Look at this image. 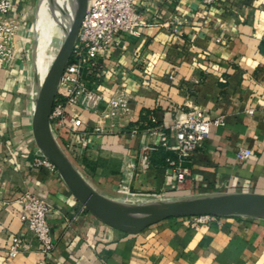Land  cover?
Here are the masks:
<instances>
[{"label": "crops", "instance_id": "obj_1", "mask_svg": "<svg viewBox=\"0 0 264 264\" xmlns=\"http://www.w3.org/2000/svg\"><path fill=\"white\" fill-rule=\"evenodd\" d=\"M24 1L19 8L31 0ZM143 10L148 25L135 37L118 36L110 59L89 77L106 94L129 93L139 132L83 113V130L92 132L100 121L112 131L91 134L77 172L95 193L122 204L136 195L173 202L264 195V0H219L212 7L201 0H152ZM171 15L181 25L161 27ZM28 17L21 59L0 75V264H38L42 258L16 203L26 192L55 208L48 217L53 264H264V219L217 216L195 228L190 217H175L129 234L83 210L57 169L35 166L44 155L34 133L38 79ZM179 108L226 119L186 162L159 140L160 133L170 137ZM242 148L253 152L245 162L236 157ZM179 169L190 173L180 187ZM73 211L79 212L76 220ZM15 235L26 238V247L11 260L6 247Z\"/></svg>", "mask_w": 264, "mask_h": 264}, {"label": "built area", "instance_id": "obj_2", "mask_svg": "<svg viewBox=\"0 0 264 264\" xmlns=\"http://www.w3.org/2000/svg\"><path fill=\"white\" fill-rule=\"evenodd\" d=\"M19 8L24 0H0V75L21 59L20 40L25 39L27 31L26 14H30L32 2ZM152 0H87L85 16L79 28L70 58L60 80L57 99L51 114V132L61 149L68 153L67 158L76 167L89 152L92 133L111 132L100 121L92 131L83 130V113L99 114L118 123L121 128L129 129L130 134L139 132V121L130 109L131 96L126 90L118 89L106 94L91 86L89 77L102 67V62L110 59L117 37H135L142 27L148 25L143 8ZM166 2L169 0H158ZM181 1V0H175ZM207 7L216 5L219 0H201ZM39 5V4H38ZM176 16H169L161 27L170 28L181 25ZM34 99V103L36 105ZM102 107H105L104 109ZM254 113L249 111V115ZM226 125L225 117H211L195 110L188 113L179 108L174 113V121L169 128L170 137L160 133L159 140L164 149L176 153L182 162L189 161L198 147L209 138L213 127ZM253 156L248 148L240 149L236 157L245 162ZM35 166L56 167L45 157L37 159ZM190 176L189 170L179 169L177 185L180 187ZM16 203L21 206V220L27 222L29 230L38 241L42 258L38 264H53L54 242L48 217L55 208L46 200L26 192ZM83 210L86 208L83 206ZM76 220L79 212H72ZM217 216L200 215L190 217L191 226L209 224ZM26 247V238L15 235L10 239L6 252L11 260L17 259Z\"/></svg>", "mask_w": 264, "mask_h": 264}, {"label": "water", "instance_id": "obj_3", "mask_svg": "<svg viewBox=\"0 0 264 264\" xmlns=\"http://www.w3.org/2000/svg\"><path fill=\"white\" fill-rule=\"evenodd\" d=\"M87 0H78L77 11L70 32L54 59L48 72L34 113V133L38 147L58 170L75 198L103 223L119 231L136 234L161 221L175 217L200 215L231 216L243 215L264 217V195L235 194L213 198H200L166 203L161 209L145 212L134 217L132 211H124L110 200L95 193L82 179L55 141L51 132V114L57 99L60 80L70 58L79 28L85 16Z\"/></svg>", "mask_w": 264, "mask_h": 264}, {"label": "bare ground", "instance_id": "obj_4", "mask_svg": "<svg viewBox=\"0 0 264 264\" xmlns=\"http://www.w3.org/2000/svg\"><path fill=\"white\" fill-rule=\"evenodd\" d=\"M41 3V4H40ZM40 7L38 5L37 12H36V25L35 29H40L41 32L37 31L36 37V51L34 55V61L37 67V72L39 70V59L40 52L38 51L37 41L40 40L39 33H43L45 36V40L42 44V50L44 48H49V45L52 41V36L54 34V30H58L61 28H56L57 25L63 24L66 35L70 32L74 18L77 11V4L78 0H40ZM70 4V5H69ZM38 14L40 16L41 22L39 23ZM71 17V18H70ZM54 37V36H53ZM40 42H38L39 44ZM50 71V67L47 69L44 78L42 80L37 81V86L34 91V97L38 99L40 91L43 86V82ZM117 208L124 210V211H132L134 212L132 215L134 217L142 216L143 213L152 212L158 209H161L165 204L162 202H154L153 200L144 201L140 206H133L129 203L121 204V203H114ZM259 214L264 216V210L259 211Z\"/></svg>", "mask_w": 264, "mask_h": 264}, {"label": "rangeland", "instance_id": "obj_5", "mask_svg": "<svg viewBox=\"0 0 264 264\" xmlns=\"http://www.w3.org/2000/svg\"><path fill=\"white\" fill-rule=\"evenodd\" d=\"M40 3V0H34L32 2V9L29 14L28 20L30 22V29H29V37H28V48L30 51L31 55V63L32 66L34 67V72L36 73V77L38 80H42L44 78L45 73L49 67H51L54 59L56 58L57 54L59 53L60 49L63 46L64 40L66 38V32L65 30H62L64 28L63 24H59L56 26V28H61L58 30H54V34L52 36V41L51 44L49 45V48H44L42 50V44L43 41L45 40V36L43 33H39L40 35V40L37 41V46H38V51L40 52V56L38 57L39 59V70L37 72V67L34 61V55L36 51V37H37V31L41 32L40 29L36 30L35 25H36V12L38 8V4ZM41 4V3H40ZM70 5V4H69ZM40 7V5H39ZM71 18V17H70ZM38 20L39 23L41 22L40 16L38 14ZM38 42H40L38 44ZM129 204L133 206H140L144 200H153L154 202H163V203H171L173 201H168L160 196H155V195H145V196H133L129 197ZM122 204V203H121ZM257 219H264V217H257ZM162 222V221H161ZM160 223V222H159ZM155 225V224H154Z\"/></svg>", "mask_w": 264, "mask_h": 264}]
</instances>
